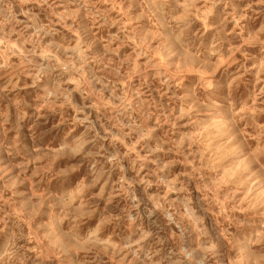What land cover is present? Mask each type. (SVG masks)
I'll list each match as a JSON object with an SVG mask.
<instances>
[{
    "label": "rangeland",
    "instance_id": "374dc122",
    "mask_svg": "<svg viewBox=\"0 0 264 264\" xmlns=\"http://www.w3.org/2000/svg\"><path fill=\"white\" fill-rule=\"evenodd\" d=\"M0 264H264V0H0Z\"/></svg>",
    "mask_w": 264,
    "mask_h": 264
}]
</instances>
